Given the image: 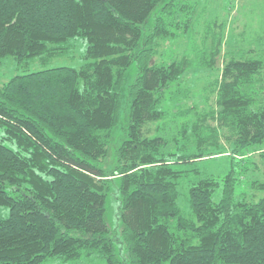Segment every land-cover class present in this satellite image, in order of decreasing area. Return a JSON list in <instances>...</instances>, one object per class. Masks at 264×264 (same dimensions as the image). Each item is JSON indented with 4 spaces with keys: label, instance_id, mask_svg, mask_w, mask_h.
Instances as JSON below:
<instances>
[{
    "label": "trees",
    "instance_id": "obj_1",
    "mask_svg": "<svg viewBox=\"0 0 264 264\" xmlns=\"http://www.w3.org/2000/svg\"><path fill=\"white\" fill-rule=\"evenodd\" d=\"M163 1L0 0V61L46 65L76 39L85 44L79 68L14 76L0 87V207L9 211L0 219V264H264V196L236 195L247 151L264 157V51L227 54L198 104L179 86L194 61H156L160 43L178 37L184 8L175 13V0L165 2L146 31ZM132 64L127 139L106 172L95 163L107 156ZM220 155L228 172L192 184L191 216L183 215L178 179L188 171L176 166ZM115 178L124 263L105 222V184Z\"/></svg>",
    "mask_w": 264,
    "mask_h": 264
},
{
    "label": "rangeland",
    "instance_id": "obj_2",
    "mask_svg": "<svg viewBox=\"0 0 264 264\" xmlns=\"http://www.w3.org/2000/svg\"><path fill=\"white\" fill-rule=\"evenodd\" d=\"M160 3L148 19L146 31L150 30L155 18L159 15L160 9L165 2ZM178 7V21L181 22L179 29L173 28L178 37L171 41L160 43L156 61L158 64H167L173 59L182 57L194 61L191 69L182 78L179 84L181 89L192 91L190 96L198 103L205 94L204 89L212 86L215 79L220 76V71L225 64V57L230 54L236 58L243 55L256 54L264 51V3L261 0H175ZM169 16L166 17V20ZM75 48L69 54L56 58L49 64L42 65L38 59L24 63H17L12 57L0 61V87L7 83L12 77L25 75L56 67L79 68L84 63L82 55L85 44L76 39ZM207 55L205 56L204 55ZM211 53H214L211 56ZM203 57L208 64L204 65ZM211 59L213 60L211 62ZM211 62V63H210ZM136 78V66L134 64L128 69L121 90V109L119 121L109 141L107 156L95 163L103 171L109 172L117 165V148L127 139L128 126V87L133 84ZM212 102V99H210ZM187 107L194 103L187 100ZM163 107L168 106V102ZM200 104V103H198ZM170 107V106H169ZM151 133L154 127H150ZM150 133V135H152ZM6 146L13 148L9 144ZM261 149L247 151L243 157L241 166L247 168L246 173L241 176V183L238 185L236 195L243 194L248 200L259 199L264 196V157ZM230 159L225 155L216 156L210 159L184 165L176 166L177 169L186 170L188 173L178 179V206L183 215L190 217L191 211L188 204V190L200 178L212 176L221 179L228 172ZM198 171V175L194 171ZM184 176V177H183ZM259 185H252V183ZM105 222L109 230V238L112 240L116 253L124 263L126 253L121 242L120 194L119 179L115 178L106 182ZM10 193V190L7 189ZM221 197V187L213 193V201ZM9 211L6 207H0V219H6ZM192 218V217H191ZM54 264H106L100 258H82L67 263L55 262Z\"/></svg>",
    "mask_w": 264,
    "mask_h": 264
}]
</instances>
